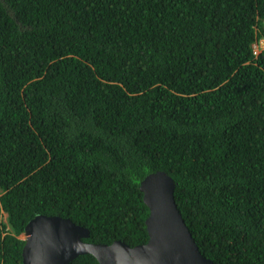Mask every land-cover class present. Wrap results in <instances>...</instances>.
<instances>
[{
	"label": "trees",
	"instance_id": "trees-1",
	"mask_svg": "<svg viewBox=\"0 0 264 264\" xmlns=\"http://www.w3.org/2000/svg\"><path fill=\"white\" fill-rule=\"evenodd\" d=\"M263 36L264 0H0V264L40 215L147 244L157 172L204 256L264 264Z\"/></svg>",
	"mask_w": 264,
	"mask_h": 264
},
{
	"label": "water",
	"instance_id": "water-1",
	"mask_svg": "<svg viewBox=\"0 0 264 264\" xmlns=\"http://www.w3.org/2000/svg\"><path fill=\"white\" fill-rule=\"evenodd\" d=\"M175 190L176 183L166 172L152 173L142 181L150 210L149 241L136 247L87 243L89 229L67 218L37 216L21 237L23 264H70L81 255H92L99 264H215L201 252L178 208Z\"/></svg>",
	"mask_w": 264,
	"mask_h": 264
},
{
	"label": "clouds",
	"instance_id": "clouds-1",
	"mask_svg": "<svg viewBox=\"0 0 264 264\" xmlns=\"http://www.w3.org/2000/svg\"><path fill=\"white\" fill-rule=\"evenodd\" d=\"M253 51L256 57H258L264 51V36L258 38L257 41L253 44Z\"/></svg>",
	"mask_w": 264,
	"mask_h": 264
},
{
	"label": "rangeland",
	"instance_id": "rangeland-1",
	"mask_svg": "<svg viewBox=\"0 0 264 264\" xmlns=\"http://www.w3.org/2000/svg\"><path fill=\"white\" fill-rule=\"evenodd\" d=\"M0 195H1V191H0ZM6 219H7V215L4 214L3 221L6 222Z\"/></svg>",
	"mask_w": 264,
	"mask_h": 264
}]
</instances>
